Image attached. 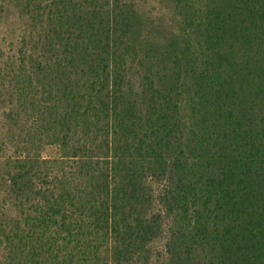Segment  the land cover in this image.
<instances>
[{"label":"trees","instance_id":"obj_1","mask_svg":"<svg viewBox=\"0 0 264 264\" xmlns=\"http://www.w3.org/2000/svg\"><path fill=\"white\" fill-rule=\"evenodd\" d=\"M170 2L0 0V264H264V0Z\"/></svg>","mask_w":264,"mask_h":264},{"label":"rangeland","instance_id":"obj_2","mask_svg":"<svg viewBox=\"0 0 264 264\" xmlns=\"http://www.w3.org/2000/svg\"><path fill=\"white\" fill-rule=\"evenodd\" d=\"M136 2V5L143 17V20L147 22H153L155 26L158 27L159 32L162 34L165 32V36L167 35L168 24L177 27L176 19L174 21V12L172 3L170 0H133ZM196 1V5H198L200 0ZM158 248L162 245V242H157L155 244Z\"/></svg>","mask_w":264,"mask_h":264}]
</instances>
